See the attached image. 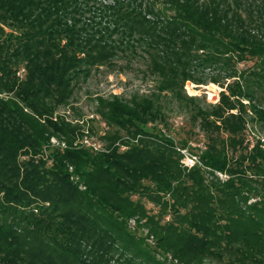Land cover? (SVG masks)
Returning a JSON list of instances; mask_svg holds the SVG:
<instances>
[{"label":"trees","instance_id":"trees-1","mask_svg":"<svg viewBox=\"0 0 264 264\" xmlns=\"http://www.w3.org/2000/svg\"><path fill=\"white\" fill-rule=\"evenodd\" d=\"M139 48L203 147L178 146L153 96L96 98L101 149L59 113L93 69ZM202 63L234 79L207 107L184 93ZM250 113L264 126V0H0V264H264Z\"/></svg>","mask_w":264,"mask_h":264},{"label":"rangeland","instance_id":"rangeland-1","mask_svg":"<svg viewBox=\"0 0 264 264\" xmlns=\"http://www.w3.org/2000/svg\"><path fill=\"white\" fill-rule=\"evenodd\" d=\"M96 4L111 3L113 0H93ZM255 60H246L231 65L238 73L253 67ZM147 55L138 49L137 53L119 54L113 66H101L91 71L85 79H81L76 86L75 94L71 104L62 107L59 113L66 115L70 120L84 122L87 130L93 127L94 132H87L89 145L96 149L104 148L106 142L102 140V131L106 130L105 124L96 116V98L111 97L120 95L126 100L136 97H155L162 105L168 120V126L163 127L166 133L174 137L176 143L182 139L190 140L192 147H203L206 142L205 133L197 122H193L190 113L176 100L171 92L159 94L158 87L161 77L149 70ZM195 81H187L184 93L189 97H197L198 103L203 107L215 105L220 101L222 91H228L227 86L234 82V79L227 78V68L202 63L193 68ZM200 81V82H198ZM200 83V84H197ZM92 119L98 121L90 122ZM252 113L248 114V127L246 130L247 144L251 146L261 140L264 143V126L254 122ZM161 126V125H160ZM162 127V126H161ZM185 165H189L190 153L184 151ZM196 162V160H195ZM222 178H225L223 175ZM150 212H158V207L145 201ZM167 220V219H166ZM131 225H134L132 222ZM146 230L139 231L140 236L146 235ZM151 242V240H150ZM153 248L154 245L150 244ZM205 264H221L217 261H207Z\"/></svg>","mask_w":264,"mask_h":264},{"label":"built area","instance_id":"built-area-1","mask_svg":"<svg viewBox=\"0 0 264 264\" xmlns=\"http://www.w3.org/2000/svg\"><path fill=\"white\" fill-rule=\"evenodd\" d=\"M195 160H196L195 157H190V158H189L190 164L187 165V166L192 167V166L195 164Z\"/></svg>","mask_w":264,"mask_h":264}]
</instances>
